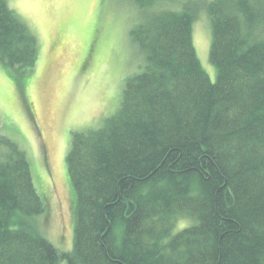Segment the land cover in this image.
Here are the masks:
<instances>
[{
  "label": "trees",
  "instance_id": "obj_1",
  "mask_svg": "<svg viewBox=\"0 0 264 264\" xmlns=\"http://www.w3.org/2000/svg\"><path fill=\"white\" fill-rule=\"evenodd\" d=\"M128 1L138 70L99 127L70 132L73 247L37 230L45 201L0 136V264H264V0ZM200 11L215 82L192 43ZM38 47L0 0V63L29 74Z\"/></svg>",
  "mask_w": 264,
  "mask_h": 264
},
{
  "label": "rangeland",
  "instance_id": "obj_2",
  "mask_svg": "<svg viewBox=\"0 0 264 264\" xmlns=\"http://www.w3.org/2000/svg\"><path fill=\"white\" fill-rule=\"evenodd\" d=\"M6 2L36 37L39 55L29 74L0 63V136L24 150L45 201L46 210L34 220L37 230L59 251H69L75 226V193L65 163L70 132L97 128L117 110L124 81L141 61L129 35L138 12L128 0ZM172 2L179 8L178 0ZM191 36L215 82L212 28L204 11L192 23ZM176 221L177 228L186 223Z\"/></svg>",
  "mask_w": 264,
  "mask_h": 264
}]
</instances>
